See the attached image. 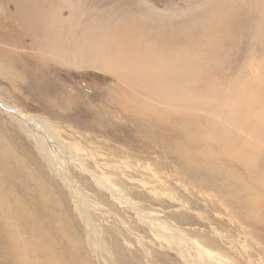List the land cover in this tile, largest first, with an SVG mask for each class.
<instances>
[{
  "label": "rangeland",
  "instance_id": "374dc122",
  "mask_svg": "<svg viewBox=\"0 0 264 264\" xmlns=\"http://www.w3.org/2000/svg\"><path fill=\"white\" fill-rule=\"evenodd\" d=\"M7 1L0 28L59 60L31 62L15 48L20 62L0 70V187L10 192L0 197V264H264V209L224 198L240 187L264 197V0H58L72 19L64 43L48 47L13 27ZM131 32L139 43L88 64ZM131 61L141 80L115 63ZM13 109L56 135L59 144L37 138L49 159ZM136 212L183 245L160 240Z\"/></svg>",
  "mask_w": 264,
  "mask_h": 264
},
{
  "label": "bare ground",
  "instance_id": "6f19581e",
  "mask_svg": "<svg viewBox=\"0 0 264 264\" xmlns=\"http://www.w3.org/2000/svg\"><path fill=\"white\" fill-rule=\"evenodd\" d=\"M61 1V0H60ZM60 1H58V0H8L7 1V3L6 4H9V6L11 5V4H14V7L16 8V11H17V13H16V16H14V17H16L17 19H18V23H19V25L18 24H15L14 22H12L13 23V27H16V25H17V29L18 30H22V31H24L23 32V34H24V36H25V33H27L28 35H29V37H30V39H32L33 40V42L34 43H37V45L38 44H40V42L42 41V46L43 47H48V46H50L51 44H58V45H61V44H63L64 43V41L66 40L65 38H64V34H65V30H66V28H64L63 26L64 25H67V24H69L68 23V21L69 20H71L72 19V17L70 18H67V19H65L64 18V15H63V11L64 10H67L68 8H70V6H68V3H66V2H64V1H62V2H60ZM59 2V3H58ZM5 3V2H4ZM5 4V5H6ZM56 5V7H55V9H54V11H53V13L51 12V10H50V8H51V6L52 5ZM7 9V8H6ZM70 10V9H69ZM72 12V11H71ZM74 13H75V11H74ZM78 15H79V10L76 12ZM72 14V16H76L75 14L73 15V13H71ZM77 18V17H76ZM43 20H44V23H43ZM53 20V21H52ZM45 21H47V22H49V21H52L53 23H51V27L54 29V31L53 32H49V31H47V30H43L44 28H46V23H45ZM128 23H130V22H127V21H123V23H122V26L123 27H125V26H128ZM132 25H129L132 29H133V31L135 32V31H137L136 30V24H134V23H131ZM77 25H79V24H77ZM29 27H31V30L29 29ZM49 27V26H48ZM78 29V28H77ZM14 30V29H13ZM18 30H14V32L15 31H18ZM45 31H47V32H45ZM51 31V30H50ZM129 32V31H128ZM134 32H131L132 33V35L130 36L129 34H127V35H124L122 38H121V41H118L117 40V42H118V44H120V45H123V46H121L120 48H118V49H115L114 47H115V44H110V46L107 48V54H105V52H104V54L103 55H97V57H94V56H91V58L89 59V61H87V62H89L88 64L91 66V67H93V68H97L98 69V67H96V65H98L100 62L99 61H103V60H105V59H102V60H100L99 58L100 57H102V58H105V56L107 55V57H110L111 56V58H108L107 59V61H109V59H113V60H116L117 59V57L121 54V53H123L124 51H125V49L127 50V45L129 44V45H133V44H137V43H139V39H138V41L136 40L137 39V37L135 36V33ZM75 33V32H74ZM73 33V34H74ZM77 33V32H76ZM115 33V32H114ZM121 34L122 33H127V30H125V31H121L120 32ZM76 36V35H75ZM102 36V35H101ZM151 36V35H150ZM104 38V37H103ZM106 38V37H105ZM141 39V38H140ZM19 40H21V39H19ZM19 40L17 39H15V37L14 36H12L8 31H7V29H6V27L5 26H2L1 28H0V44L1 45H3L4 46V48H0V60H2V62H1V64H0V70L2 71V72H5V71H8L9 72V66L6 64V63H4V62H14V61H16V62H18L19 61V58H20V55H19V57H18V55H17V53H18V51L15 49V48H22V49H24V50H26V51H28V52H30L31 53V55H29V57L28 58H30V61L31 62H35V63H44V62H52L53 60L55 61V62H57V60H59V58L57 57V52H51V51H48L47 49H43V48H39V47H35V48H33V46L30 48V49H28V43L27 42H23L22 40H21V45L18 47V42H19ZM71 40H72V38H71ZM76 40H78L77 38H76ZM73 43V42H72ZM75 44V43H74ZM101 44V43H100ZM102 45V44H101ZM98 46V45H97ZM96 47V46H95ZM100 48H101V46H99ZM107 47V46H106ZM105 48V47H104ZM62 49V47H59L57 50L59 51V50H61ZM30 50H32V51H37V53H32V51H30ZM120 50H121V53H120ZM15 51V52H14ZM123 51V52H122ZM28 54V53H27ZM88 55H92V53H88L87 54V56ZM115 56V57H112V56ZM86 56V57H87ZM48 57L49 58H51V59H48ZM99 57V58H98ZM52 58H53V60H52ZM137 58H139V55H138V53L136 52L135 54H134V59L136 60ZM87 60H88V58H87ZM91 61V62H90ZM20 62V61H19ZM116 63V65L118 66V68L119 69H121V70H124V71H129V73H131V74H133L134 76H136V81H137V79H139V80H141L144 76V74H138L136 71H138V72H141V73H143V67L142 66H140V65H138V63L136 62V61H131V62H115ZM107 64V63H106ZM133 67H132V66ZM78 66H80V65H78ZM95 66V67H94ZM109 68V69H108ZM100 69V68H99ZM103 68H102V72H103ZM105 70H108V71H110V73L112 74V73H114V74H116V71H112L113 69H111V66L109 67H107V69H105ZM136 72V73H135ZM148 72V71H147ZM121 73V72H120ZM120 75V74H119ZM120 79H123L122 78V76H120L119 77ZM146 80V79H145ZM124 82V81H123ZM144 82H146V81H144ZM143 82V83H144ZM146 84V83H145ZM126 85V84H125ZM133 86V85H132ZM135 86V85H134ZM137 86V85H136ZM138 87L139 86H137V89H138ZM132 88V87H131ZM139 88H141V86L139 87ZM143 88H145L146 89V87H143ZM134 90L136 89V88H133ZM138 92H136L135 91V94H137ZM152 93H154V92H152ZM129 94V93H128ZM154 97V96H153ZM152 97V98H153ZM151 98V99H152ZM148 101H150V100H148ZM159 101H161V100H159ZM139 102V101H138ZM66 103V102H65ZM143 105V104H142ZM157 105V104H156ZM68 106V105H67ZM70 106V105H69ZM165 108V107H164ZM10 109V110H9ZM7 110H9L11 113H12V111H11V108H9L8 107V109ZM155 110V109H154ZM13 111L15 112V116L19 119V125H20V129L26 134V135H28L31 139H33L34 140V142L36 141L37 142V144L39 145L38 147H40V149L42 150V152L43 153H45V156L47 157V159H49L50 158V156H47L46 154H48V152L47 151H49L48 150V148H46L43 144H42V142L39 140V139H37V138H41L42 139V137H45V139L47 140V138H50V137H52L56 142H58L57 144H59V142L60 141H57V138H55L56 137V135L55 134H53V133H50V131L49 130H46V128H44V126L42 125V124H40L39 123V121H37V118L36 117H34V115H29V116H26V115H22L19 111H17V110H14L13 109ZM154 112V111H153ZM150 113H151V111H150ZM179 116H180V114H179ZM182 118V117H181ZM29 119L30 120H32L33 122H34V125L37 127V129L38 130H43L44 131V133H45V135L46 136H42V135H40V133H38V132H36V130L34 129V127H33V125H32V123L29 121ZM183 119V118H182ZM189 119V118H188ZM191 121V120H190ZM185 123V122H184ZM186 126H188V124L186 125ZM190 127V126H189ZM174 128V127H173ZM233 129V128H232ZM166 134V133H165ZM187 135H189V134H187ZM38 136V137H37ZM189 137V136H188ZM199 137V136H198ZM185 138V137H184ZM185 141V140H184ZM206 141V140H205ZM204 141V142H205ZM5 142V141H4ZM41 142V143H40ZM198 142L201 144V141H199L198 140ZM1 143V142H0ZM2 144H3V142H2ZM36 144V145H37ZM202 144H204V145H208L209 143H203L202 142ZM5 145V144H4ZM185 145V144H184ZM202 146V145H201ZM6 147V146H5ZM63 147H65V146H63ZM181 147H183V146H181ZM4 148V147H3ZM9 148V147H8ZM203 149H202V151H201V154H197V155H200V159L199 160H208V158H207V153H209V152H211L210 151V148H209V151H206V149L208 150V146L206 147H202ZM180 149V148H179ZM191 149H193V146H192V148H190L189 150H191ZM0 150H1V148H0ZM11 150V149H10ZM2 151V150H1ZM9 151V150H8ZM186 151H188V150H186ZM185 151V152H186ZM50 152V151H49ZM178 152V151H177ZM10 153V152H9ZM180 153V152H179ZM194 153H196V152H194ZM5 154V153H4ZM12 154V153H11ZM64 154V153H63ZM191 154H192V152H191ZM211 154H209V156H210ZM4 156V155H3ZM196 157V156H195ZM7 158H8V156H7ZM10 158V157H9ZM197 158V157H196ZM215 158V157H214ZM212 159V160H216V159ZM13 159V158H12ZM1 161H2V159H1ZM0 161V162H1ZM9 162H11V160L9 161ZM70 162H72L71 160H70ZM201 162V161H200ZM214 162V161H213ZM212 161H211V163H213ZM216 162V161H215ZM218 162V161H217ZM3 163V162H2ZM17 163H19V162H17ZM205 163V162H204ZM6 164V163H5ZM214 164V163H213ZM4 165V164H3ZM18 165V164H17ZM211 165V164H210ZM6 166V165H5ZM207 166V165H206ZM20 167V166H19ZM213 167V166H212ZM4 168V167H3ZM214 168V167H213ZM223 168V167H222ZM21 169H22V167H21ZM23 172V171H22ZM230 174V173H229ZM27 175V174H26ZM234 175V174H233ZM233 175H230V176H233ZM228 176V175H227ZM227 176H225L224 177V179L226 180V182H230L228 179H226L227 178ZM28 177V176H27ZM96 178V181H97V183L99 184V186L101 187V188H107V190H109L113 195V198L115 199V200H120V201H122V202H124L125 204H127L128 205V201L127 200H124V199H122L120 196L118 197V196H115V194L113 193V187L111 186V185H109V184H107V183H105L104 181H101L99 178H97V177H95ZM233 179V178H232ZM234 181H236L235 179H233ZM222 181V180H221ZM220 181V182H221ZM238 182V181H237ZM231 184H232V182H231ZM242 185H243V183H241ZM234 185H236V182H234L233 184H232V187L234 186ZM218 186V185H217ZM226 186H227V189H229L231 186L228 184V183H226ZM231 187V188H232ZM247 187V186H246ZM219 188H220V191L222 190V186H220L219 185ZM226 188V187H225ZM248 188V187H247ZM246 188V189H247ZM233 189V188H232ZM235 189V188H234ZM233 189V190H234ZM238 189V188H237ZM1 190H2V188L0 187V197H1V199H3L4 201H6V202H10V197H9V193L10 192H5V191H2L1 192ZM7 191V190H6ZM216 191V190H215ZM232 191V190H231ZM231 191H229L228 193L229 194H227L224 198L225 199H228L229 197H227V196H233V197H235V199L236 200H238L239 202H244V203H246L252 210L254 209V208H256V209H258V210H262V209H264L263 207H264V197H262V198H260V199H256V200H254L252 197L249 199L248 198V196L246 197V194L245 193H243L242 191H241V187H240V189H239V191L237 190V191H235V192H237V193H240V195H235L233 192H231ZM221 195H223L222 193H221ZM258 195V194H257ZM253 196H255V195H253ZM231 198V197H230ZM255 198V197H254ZM76 199V198H75ZM236 200H235V203H236ZM11 201H13V199L11 200ZM77 202V201H76ZM230 202H233L232 200L230 201ZM79 204V203H78ZM2 205V204H1ZM237 205H238V203H237ZM133 206H134V204H133ZM239 206V205H238ZM82 209V208H81ZM14 210H16V209H14ZM136 214H137V216L140 218V220L143 222V224H147L150 228H152V230H153V232H154V234L158 237V238H161L160 240H165L167 243H169L170 245L171 244H174V245H176V246H180V245H183V243L182 242H184V237L181 235V233H179V232H177L176 230H172V229H170L169 227H167L166 225H164L163 223H160V222H157V221H155V220H153L150 216H148L147 214H146V216H144V215H142V214H139L138 212H136ZM256 215V213L254 214V216ZM14 216V215H13ZM9 219V218H8ZM255 220H256V218H255ZM146 225V226H147ZM11 232H13V231H11ZM15 233V232H14ZM152 234V233H151ZM10 236V235H9ZM16 236V235H15ZM182 238V239H181ZM9 247V246H8ZM11 248V247H10ZM8 250V249H7ZM185 253L187 252V251H184Z\"/></svg>",
  "mask_w": 264,
  "mask_h": 264
}]
</instances>
